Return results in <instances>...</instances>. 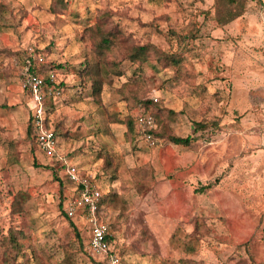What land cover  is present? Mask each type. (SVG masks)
<instances>
[{
	"label": "rangeland",
	"instance_id": "374dc122",
	"mask_svg": "<svg viewBox=\"0 0 264 264\" xmlns=\"http://www.w3.org/2000/svg\"><path fill=\"white\" fill-rule=\"evenodd\" d=\"M63 2L53 14L52 0H0L1 264H106L83 217L66 213L75 193L64 168L27 137L29 49L64 74L62 96L45 101L48 127L67 164L111 193L100 217L120 264H264V0ZM102 13L129 44L176 52L180 66L151 61L139 76L122 48L98 56L84 30ZM152 98L162 130L188 146L126 133L118 121ZM9 230L22 234L14 259Z\"/></svg>",
	"mask_w": 264,
	"mask_h": 264
},
{
	"label": "trees",
	"instance_id": "16d2710c",
	"mask_svg": "<svg viewBox=\"0 0 264 264\" xmlns=\"http://www.w3.org/2000/svg\"><path fill=\"white\" fill-rule=\"evenodd\" d=\"M53 1V6L51 7L50 12L53 14L58 13L63 11V9L66 7L65 3L63 0H52ZM240 14H231L228 15V18L226 21L232 20L236 17H238ZM110 15L108 13H102L96 18V22L88 26L85 30L84 33L88 35L89 39L92 41V45L94 50L97 52L98 56L103 57L106 55L107 51L113 50V49H121L122 54L124 57L133 65L135 66L139 71L141 76L143 73H141V70L145 66H150L151 61L156 62L157 64L162 65L163 67H179L180 66V58L178 53L172 52V53H167L165 51L160 50L157 46L152 45V44H142V45H134V44H129L128 43V38L123 35L122 31L118 29L117 27H109L108 26V20H109ZM191 38L193 36L191 35ZM58 69H61L59 67H54L52 63H47L46 61L42 64H39L37 67V72L40 73L39 75L41 76L43 80V86L44 90L47 91L49 88H56L60 91V95L63 92L61 88L63 87V83H58L56 81V78L54 75H52L53 72L57 71ZM60 71V70H59ZM99 90V88H98ZM139 105V110L140 112L137 115H129L126 117L125 120L123 121H118L119 123L121 122L126 126V133L129 134L130 136H133V139L138 141L142 140V136L139 133L138 130V120L139 118L146 116V115H152L154 117V120L156 122L157 128L156 130L152 133L155 139H164L165 141H168L172 143L173 145L176 146H188L191 142V137L187 136L185 138L178 137L175 135L168 134L167 132H164L161 128V125L163 122H161L160 117L158 116L162 111L163 108L159 107L157 105V102H154L152 99L148 100H139L138 101ZM28 109V108H27ZM47 113H46V119H45V124L48 127L47 123ZM208 126H211L213 128L217 127V124L214 122L210 123H198L196 124V131L199 129H206ZM51 129V128H50ZM53 130V129H52ZM54 134L56 137H58V134L56 133V130H53ZM167 133V134H166ZM27 137L33 141L35 147V136L31 128V118L29 115L28 119V126H27ZM37 149V147H36ZM38 151V149H37ZM39 152V151H38ZM40 153V152H39ZM41 154V153H40ZM42 155V154H41ZM108 153H106L105 156H107ZM54 162L55 165H58L61 168H64V164L62 161L57 159L56 157L49 158ZM108 162V168L111 167V163ZM71 183V182H70ZM72 184V183H71ZM74 188V186H73ZM75 192V191H74ZM111 193H108L104 196H101L100 199V209L102 208L103 205H110L113 203V200L111 199ZM65 217L69 219L68 215L65 213ZM103 220V219H102ZM105 221V220H103ZM106 222V221H105ZM70 226L74 229V233L76 236V239L78 240V243L81 245V240L80 237L71 221H69ZM199 225H196L198 227ZM22 236V234L19 231H13L9 230L8 231V239H5L4 245L8 246L10 249L9 252V258H15L18 253L22 250V243L19 242V238ZM89 240V239H88ZM107 240L111 246V243L113 241V235L111 232V229L109 227L108 231V236ZM188 248L192 250V246L187 244ZM186 245V247H187ZM187 250V249H186ZM189 252V251H188ZM113 253V251H112ZM190 253V252H189ZM1 264V262H0Z\"/></svg>",
	"mask_w": 264,
	"mask_h": 264
},
{
	"label": "built area",
	"instance_id": "2783aa9c",
	"mask_svg": "<svg viewBox=\"0 0 264 264\" xmlns=\"http://www.w3.org/2000/svg\"><path fill=\"white\" fill-rule=\"evenodd\" d=\"M45 62L44 55L35 54L29 49L23 60L21 70V86L27 93V107L31 118V128L35 136L38 151L47 158L58 157V142L53 130L46 126V99L60 96V91L54 87L44 90L43 80L37 72L39 64ZM157 102V99H153ZM157 125L152 115H146L138 120V130L143 140L153 146L157 143L153 132ZM66 178L74 186L75 197L68 203L66 213L69 216L79 214L89 226L88 248L91 254L100 256L106 264H120L119 257L112 253L107 240L109 224L100 217L101 192L90 174L81 173L80 169L63 162Z\"/></svg>",
	"mask_w": 264,
	"mask_h": 264
},
{
	"label": "crops",
	"instance_id": "0c3cea01",
	"mask_svg": "<svg viewBox=\"0 0 264 264\" xmlns=\"http://www.w3.org/2000/svg\"><path fill=\"white\" fill-rule=\"evenodd\" d=\"M59 73H60V72H59ZM56 74H57V76H60V75H61V76H64V74H59V75H58V72H57V71H55V72L52 73V75H54V76H55ZM57 76H56V77H57ZM56 80H57V79H56ZM60 82H61V81H60ZM63 82H64V81H63ZM61 83H62V82H61ZM73 89H74V92L76 93V95H77V94L80 95V94L82 93V90H83L82 87H81V85H79V86H75V87H73ZM61 90H63V92H64V90H65V85H63V87L61 88ZM63 92L61 93L60 96H57V99L60 98V97L62 96ZM78 95H77V96H78ZM27 100H28V99H27ZM27 108H28V107H27ZM45 109H46L45 111H46V113H47V107H45ZM28 111H29V110H28ZM29 115H30V114H29ZM58 144H59V143H58ZM58 149H59V146H58ZM57 154L62 158L63 162H67V160H66L62 155L59 154V150H57ZM56 158L58 159L57 156H56ZM75 166H76V165H75ZM86 227H87V229H88V235L90 236V234H89V226L87 225Z\"/></svg>",
	"mask_w": 264,
	"mask_h": 264
}]
</instances>
